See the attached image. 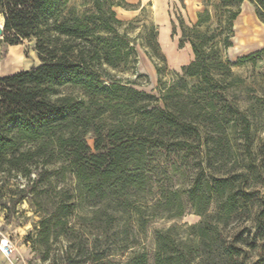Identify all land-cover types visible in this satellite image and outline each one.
Listing matches in <instances>:
<instances>
[{
    "label": "rangeland",
    "instance_id": "374dc122",
    "mask_svg": "<svg viewBox=\"0 0 264 264\" xmlns=\"http://www.w3.org/2000/svg\"><path fill=\"white\" fill-rule=\"evenodd\" d=\"M70 4L114 30L97 29L108 54L120 51L114 66L94 61L100 80L151 94L137 104L165 110L178 126L146 138L145 188L120 198L90 192L66 153L28 176L0 167V233L19 264H133L142 254L154 264L164 244L176 264H225L227 245L238 264H264V21L256 16L264 0ZM191 44L200 65L187 76L180 67L194 58ZM9 58L19 71L41 63L33 42L9 46L2 36L0 70H13ZM110 124L105 115L96 125L103 150ZM85 141L97 153L93 132ZM221 179L229 182L220 190Z\"/></svg>",
    "mask_w": 264,
    "mask_h": 264
},
{
    "label": "trees",
    "instance_id": "16d2710c",
    "mask_svg": "<svg viewBox=\"0 0 264 264\" xmlns=\"http://www.w3.org/2000/svg\"><path fill=\"white\" fill-rule=\"evenodd\" d=\"M70 1L0 0L3 42L9 46L33 42L41 62L0 77V167L28 176L32 166H46L55 155L66 153L70 165L76 168L75 175L84 180L90 192H108L120 198L145 188L146 138L156 130L171 131L178 124L165 110H148L137 104L151 94L114 80L110 84L100 80L94 61L114 66L112 57L119 58L120 51L114 47L108 54L111 42L100 38L97 29L114 30L98 27L94 10L81 14ZM256 16L264 21L257 10ZM157 46L160 50L158 40ZM191 50L193 60L180 67L187 76L195 75L200 65L192 44ZM251 57L252 53L239 59ZM122 112H127L130 119H120ZM105 115L111 124L105 132L108 146L103 150L102 134L96 125ZM90 132L95 134L97 153H91L86 144L85 136ZM228 182L216 181L217 188L221 190V185ZM219 205L228 213L234 209L229 203ZM258 218L264 226V210ZM167 253L166 244L159 245L154 264H176ZM237 255V248L227 245L225 264H238L234 260ZM133 264H146V254Z\"/></svg>",
    "mask_w": 264,
    "mask_h": 264
},
{
    "label": "crops",
    "instance_id": "0c3cea01",
    "mask_svg": "<svg viewBox=\"0 0 264 264\" xmlns=\"http://www.w3.org/2000/svg\"><path fill=\"white\" fill-rule=\"evenodd\" d=\"M1 69V68H0ZM25 70V69H24ZM19 70L13 69V70H0V77L13 74L15 72H18ZM2 238H8L6 235L0 233V239ZM0 264H19V259H18V254L14 253V250L12 254L5 256L1 251H0Z\"/></svg>",
    "mask_w": 264,
    "mask_h": 264
},
{
    "label": "built area",
    "instance_id": "2783aa9c",
    "mask_svg": "<svg viewBox=\"0 0 264 264\" xmlns=\"http://www.w3.org/2000/svg\"><path fill=\"white\" fill-rule=\"evenodd\" d=\"M13 243L10 238H2L0 239V251L5 255L8 256L13 250Z\"/></svg>",
    "mask_w": 264,
    "mask_h": 264
},
{
    "label": "bare ground",
    "instance_id": "6f19581e",
    "mask_svg": "<svg viewBox=\"0 0 264 264\" xmlns=\"http://www.w3.org/2000/svg\"><path fill=\"white\" fill-rule=\"evenodd\" d=\"M2 21H3V18L0 15V23L1 24H2ZM0 38H1V36H0ZM17 64H18V62L16 60H13L12 58H9L8 61H7V63H6L5 68L15 69L17 67ZM13 250H14V247H13ZM13 250H12V252H13ZM12 252L10 254H12Z\"/></svg>",
    "mask_w": 264,
    "mask_h": 264
},
{
    "label": "water",
    "instance_id": "95a60500",
    "mask_svg": "<svg viewBox=\"0 0 264 264\" xmlns=\"http://www.w3.org/2000/svg\"><path fill=\"white\" fill-rule=\"evenodd\" d=\"M3 29H4V21H2V24L0 23V36H1V38L3 36Z\"/></svg>",
    "mask_w": 264,
    "mask_h": 264
}]
</instances>
